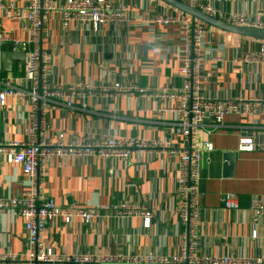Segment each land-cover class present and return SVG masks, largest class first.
Returning <instances> with one entry per match:
<instances>
[{"label": "crops", "instance_id": "crops-1", "mask_svg": "<svg viewBox=\"0 0 264 264\" xmlns=\"http://www.w3.org/2000/svg\"><path fill=\"white\" fill-rule=\"evenodd\" d=\"M49 1L58 7L49 15L42 35L49 80L67 86L88 84L92 91L76 98L73 107H67L63 100L52 102L43 136L52 143L64 133L65 144L131 137L163 142L165 146L133 150L127 159L98 152L52 159L46 171L45 197L63 207L102 209L89 223L75 218L67 224L57 218L46 227V243L63 255L180 257L186 227L178 215L179 158L172 151L199 149L202 196L196 255L264 261V216L257 218L251 208L254 198L264 197V154L238 150L239 138L244 134L264 142V115H229L221 124L207 120L186 141L176 111L181 96H161L164 88L180 89L185 84L180 72L182 28L159 25L150 31L140 24L141 18L156 16L160 11L193 21L191 16L162 0H110L127 5L128 20L108 23L94 32L91 26L64 25L60 8L65 0ZM182 1L195 8L211 5L224 14L239 12L264 20V0ZM28 2L0 0L3 6L14 4L20 14L26 12ZM196 23L208 30L202 96L210 100L264 98V64L245 62L246 54L256 52L264 40L224 31L199 20ZM0 31L10 38L0 44V79L10 78L19 84L26 58L14 60L12 70L7 72L3 54L15 51L13 41L29 38V26L24 19L9 17L0 8ZM116 82L149 92L146 96L135 91L112 98L104 90ZM31 111L28 98L9 96L5 105L0 104V141L28 142ZM206 142L213 147L208 149ZM228 154H232V164L226 158ZM31 192L22 166L0 156V196L28 197ZM226 193L235 194L239 209L224 206L222 198ZM125 202L151 210L150 226H145L140 215L121 214L116 206ZM24 226L21 217L0 215L1 253L25 256L28 250Z\"/></svg>", "mask_w": 264, "mask_h": 264}, {"label": "built area", "instance_id": "built-area-1", "mask_svg": "<svg viewBox=\"0 0 264 264\" xmlns=\"http://www.w3.org/2000/svg\"><path fill=\"white\" fill-rule=\"evenodd\" d=\"M7 16L24 19L30 36L27 40L13 41L15 51H24L26 61L24 76L19 84L12 79H0V104L5 105L9 96L19 99L28 98L32 104L30 114V140L0 141V156L9 163L22 166L30 186L31 195L28 197H1L0 215L12 218L21 217L27 234V250L25 256L0 252V264H264L261 259H236L224 257H198L196 248L199 244V225L201 211V180L202 158L201 151L188 149L172 153L179 158L177 174L178 215L186 227L183 241V251L178 258L149 256H115L91 253H77L63 255L56 252L45 241V231L48 224L57 218H63L70 224L75 218L89 223L96 218L102 208L76 207L69 208L57 204L52 198L45 197L46 171L50 161L54 158H71L98 152L102 156L129 158L133 150L143 151L157 147H164L163 142L134 139L131 137H109L94 144L64 143V133H60L55 143L50 142L42 132L48 128L47 109L52 102L63 100L67 107L74 106V100L84 97L86 92L92 91L90 85H65L49 80L48 58L43 40V28L49 15L58 9L49 0H29L26 12L18 13L14 4L3 6ZM64 25L74 23L77 27L91 26L94 32L108 23L126 22L128 7L123 3H113L110 0H65L60 8ZM201 11L217 17L229 24L242 27H252L264 31V20L261 17H248L243 13L231 12L224 14L211 5L198 8ZM141 26L150 31L156 27L180 25L183 43V60L180 72L185 84L182 88H164L162 97L175 98L181 96L176 109L181 119V134L186 141L195 135L207 120L221 124L229 115L239 117H258L264 115V98H237L224 100H210L200 93L202 81L205 78L203 65L207 59L205 26L193 23L186 17L174 16L169 12L160 11L156 16L143 17ZM10 38L0 31V44ZM208 50V48H207ZM216 60L221 58L212 56ZM245 62L249 64H264V43L260 44L256 52L247 53ZM108 91L112 98L127 95L135 91L146 96L149 90L136 86H125L119 82L113 84ZM208 149L212 143L206 142ZM238 150L243 152L261 151L264 154V142L257 141L251 134L241 135ZM222 201L228 209H239V203L233 193H226ZM251 208L257 218L264 216V197L254 198ZM104 209V208H103ZM116 209L124 215H140L144 218L145 226H150L153 214L151 210L140 205L122 203ZM256 232L253 236L256 237Z\"/></svg>", "mask_w": 264, "mask_h": 264}, {"label": "water", "instance_id": "water-1", "mask_svg": "<svg viewBox=\"0 0 264 264\" xmlns=\"http://www.w3.org/2000/svg\"><path fill=\"white\" fill-rule=\"evenodd\" d=\"M170 6L184 12L191 16L193 23H196V20H199L203 23H206L210 26L222 29L224 31L240 34L243 36H248L260 40H264V31L252 28V27H242L234 24H229L217 17L211 16L198 8L191 6L183 2L182 0H162ZM26 53L23 51H12L5 52L3 54V68L5 71L9 72L12 70L13 62L16 59L25 61ZM227 160L232 164V154L226 155ZM232 166V165H231Z\"/></svg>", "mask_w": 264, "mask_h": 264}, {"label": "rangeland", "instance_id": "rangeland-1", "mask_svg": "<svg viewBox=\"0 0 264 264\" xmlns=\"http://www.w3.org/2000/svg\"><path fill=\"white\" fill-rule=\"evenodd\" d=\"M200 24V23H199Z\"/></svg>", "mask_w": 264, "mask_h": 264}]
</instances>
